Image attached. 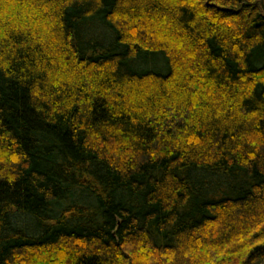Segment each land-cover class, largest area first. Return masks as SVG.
Wrapping results in <instances>:
<instances>
[{"label":"trees","instance_id":"16d2710c","mask_svg":"<svg viewBox=\"0 0 264 264\" xmlns=\"http://www.w3.org/2000/svg\"><path fill=\"white\" fill-rule=\"evenodd\" d=\"M263 263L264 0H0V264Z\"/></svg>","mask_w":264,"mask_h":264},{"label":"rangeland","instance_id":"374dc122","mask_svg":"<svg viewBox=\"0 0 264 264\" xmlns=\"http://www.w3.org/2000/svg\"><path fill=\"white\" fill-rule=\"evenodd\" d=\"M196 259H200V257H198V258H195L194 260L196 261Z\"/></svg>","mask_w":264,"mask_h":264},{"label":"water","instance_id":"95a60500","mask_svg":"<svg viewBox=\"0 0 264 264\" xmlns=\"http://www.w3.org/2000/svg\"><path fill=\"white\" fill-rule=\"evenodd\" d=\"M264 264V263H263Z\"/></svg>","mask_w":264,"mask_h":264}]
</instances>
